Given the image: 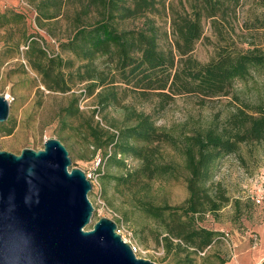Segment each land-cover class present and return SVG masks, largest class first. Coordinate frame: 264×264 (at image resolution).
Segmentation results:
<instances>
[{
  "label": "trees",
  "instance_id": "trees-1",
  "mask_svg": "<svg viewBox=\"0 0 264 264\" xmlns=\"http://www.w3.org/2000/svg\"><path fill=\"white\" fill-rule=\"evenodd\" d=\"M25 1L33 5L40 27L44 21L61 16L68 3ZM239 1L193 0L189 14L174 12L170 24L173 40L163 50L158 43L159 28L146 17L157 11V0H78L70 17L72 34L59 43V53H50L45 40L38 35L29 36L25 45L26 67L40 78L47 92L64 94L77 83H85V96H93L98 107L93 113L101 114L110 106L123 111L121 127L85 126L95 151L109 149L107 162L119 158L117 166L125 171L116 178L119 184L132 185L139 178L148 183L175 178L179 167L184 170L188 196L182 204L155 205L148 198H141L135 205L158 224L157 240L167 235L163 238L167 253L203 252L219 236L218 232L197 226L199 217L216 216L230 203L222 185L211 182L213 173L222 158L239 157L242 145L264 143V102L243 103L223 123L180 137L157 126L151 115L123 102L128 97H154L162 110L176 97L193 96L202 105L230 95L236 80L244 81L251 72L264 69V51L258 48L245 52L221 49L204 64L191 55L203 33L202 21L210 20L216 28L218 20L227 22L228 16H235ZM256 1L264 7V0ZM0 18L8 19L6 14H0ZM11 18L14 24L23 21L19 14H12ZM141 19L145 22L140 27L120 28L125 21ZM77 102L74 98L64 109L65 119L79 114ZM163 145L181 157V165L165 161ZM124 157L138 161L139 166L128 170ZM174 240L179 243L174 244ZM226 262L221 260L219 264Z\"/></svg>",
  "mask_w": 264,
  "mask_h": 264
},
{
  "label": "rangeland",
  "instance_id": "rangeland-1",
  "mask_svg": "<svg viewBox=\"0 0 264 264\" xmlns=\"http://www.w3.org/2000/svg\"><path fill=\"white\" fill-rule=\"evenodd\" d=\"M192 3L193 0H157V11L146 14L147 20L159 28L161 49H167L173 40L172 14L183 11L189 14ZM77 6L78 0H68L61 16L44 21L40 27L33 5L25 0H0V14L8 18H0V96L12 99L8 118L0 124V151L19 155L23 149H42L48 139L59 140L71 160L69 169L82 170L92 185L88 199L94 211L85 229H91L101 218L113 221L121 239L136 247L138 258L154 264H219L232 257L238 264L255 263L254 260L264 253V143L242 145L239 157L231 155L218 162L211 182L222 185L230 203L216 216L206 214L197 221L198 227L220 233L212 244L203 252L167 253L163 242L167 235L157 240L158 224L135 205L141 198H148L155 205L182 204L188 196L184 170L179 167L175 178L150 183L139 178L132 185L119 184L116 178L125 173L117 166L119 158L107 162L109 149L95 151L91 139L86 136L85 126L91 124L108 129L114 124L121 127L123 111L110 106L101 114L93 113L98 107L93 96H85V83H77L64 94L49 93L41 85L40 78L26 67L24 54L28 37H42L50 53H59V43L72 34L70 17ZM12 14L22 15L23 21L14 24ZM226 19L227 22L218 20L216 28L210 20L202 21V36L191 53L199 63L214 59L221 49L245 52L258 48L264 51V7L256 0H240L235 16ZM144 22V19L125 21L120 28L140 27ZM74 98L78 99L79 114L65 119L63 111ZM263 102L264 69H260L251 72L244 81L236 80L230 95L213 98L202 105L193 96L176 97L162 110L154 97L148 100L128 97L123 104L151 115L157 126L180 137L223 123L243 103ZM161 149L165 161L182 164L181 157L171 148L163 145ZM124 163L128 170L139 166V162L130 157H124ZM256 196H262L259 203L254 201Z\"/></svg>",
  "mask_w": 264,
  "mask_h": 264
},
{
  "label": "water",
  "instance_id": "water-1",
  "mask_svg": "<svg viewBox=\"0 0 264 264\" xmlns=\"http://www.w3.org/2000/svg\"><path fill=\"white\" fill-rule=\"evenodd\" d=\"M9 103L0 96V124ZM57 139L19 155L0 151V264H154L138 258L106 218L91 229L92 189Z\"/></svg>",
  "mask_w": 264,
  "mask_h": 264
},
{
  "label": "crops",
  "instance_id": "crops-1",
  "mask_svg": "<svg viewBox=\"0 0 264 264\" xmlns=\"http://www.w3.org/2000/svg\"><path fill=\"white\" fill-rule=\"evenodd\" d=\"M263 260H264V253H262L258 258H256V260H254L255 263H253V264H260ZM225 264H238V262H236V260H234L232 257Z\"/></svg>",
  "mask_w": 264,
  "mask_h": 264
},
{
  "label": "built area",
  "instance_id": "built-area-1",
  "mask_svg": "<svg viewBox=\"0 0 264 264\" xmlns=\"http://www.w3.org/2000/svg\"><path fill=\"white\" fill-rule=\"evenodd\" d=\"M5 99L8 101V103H10V102L12 101V99L9 98V97H5ZM262 179H263V181H264V177H262ZM261 199H262V196H256V197L254 198V201H255L256 203H259ZM130 247H131L133 253H136V247H135L134 245H131V244H130Z\"/></svg>",
  "mask_w": 264,
  "mask_h": 264
},
{
  "label": "bare ground",
  "instance_id": "bare-ground-1",
  "mask_svg": "<svg viewBox=\"0 0 264 264\" xmlns=\"http://www.w3.org/2000/svg\"><path fill=\"white\" fill-rule=\"evenodd\" d=\"M259 261V260H258Z\"/></svg>",
  "mask_w": 264,
  "mask_h": 264
}]
</instances>
